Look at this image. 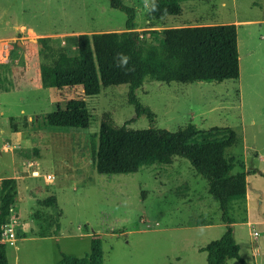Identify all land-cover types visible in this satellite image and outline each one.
<instances>
[{
	"label": "rangeland",
	"instance_id": "obj_1",
	"mask_svg": "<svg viewBox=\"0 0 264 264\" xmlns=\"http://www.w3.org/2000/svg\"><path fill=\"white\" fill-rule=\"evenodd\" d=\"M120 1L135 10L139 32L240 22L237 80H145L136 94L155 113L156 128L175 131L192 122L200 129L236 131L239 140L226 155L244 163L248 202H235L229 211L243 263L226 264H264V177L249 173H264V0H184L179 16L161 20L149 16L153 0ZM126 18L109 0H0V63L9 65L12 82L9 91H0V179L15 178L18 187L10 217L14 242L6 246L9 264H56L62 253L82 257L94 235L102 239L104 264H206L200 248L225 231L206 179L185 158L149 162L129 174L96 172L92 146L104 113L117 126L151 125L145 115L136 117L127 85L85 96L81 86L40 83L39 38L63 44L67 35L120 32ZM74 105L88 109V128L45 125L47 113ZM237 163L231 174L242 171ZM50 196L55 207L40 205ZM35 213L55 217L57 234L53 223L40 226Z\"/></svg>",
	"mask_w": 264,
	"mask_h": 264
},
{
	"label": "trees",
	"instance_id": "obj_2",
	"mask_svg": "<svg viewBox=\"0 0 264 264\" xmlns=\"http://www.w3.org/2000/svg\"><path fill=\"white\" fill-rule=\"evenodd\" d=\"M182 1L153 0L149 16L154 20L179 16ZM109 4L126 14L125 30L67 35L63 44L51 37L37 40L42 87L81 86L85 96H95L101 88L127 85V101L134 106L136 117L145 115L151 125L143 129L128 128L126 124L117 126L110 114L104 113L92 146L96 172L129 174L149 162L170 164L175 156L187 159L196 173L206 179L207 191L217 201L221 220L226 223L220 238L200 248L206 253V264H226L228 259L243 263L229 214L230 207L235 202H244L246 197L244 163L226 155L227 148L239 140L236 131L218 126L200 129L192 122L175 131L156 128L153 126L155 113L142 105L136 94L145 80L167 84L237 80L240 70L236 24L177 26L139 32L134 30L133 8L120 0H109ZM10 72L7 63H0V91L11 89ZM44 122L52 130L86 129L90 114L83 105L58 107L45 115ZM12 127L17 131L15 125ZM236 162L242 171L231 174ZM249 173L264 177L258 170ZM17 196L16 179H0V264H9L7 243L1 240ZM40 205L55 207V196L41 201ZM34 217L40 226L53 223L56 226L53 234H57L59 225L55 217L42 219L38 213ZM56 264H104L102 239L94 235L87 254L76 257L62 253Z\"/></svg>",
	"mask_w": 264,
	"mask_h": 264
},
{
	"label": "built area",
	"instance_id": "obj_3",
	"mask_svg": "<svg viewBox=\"0 0 264 264\" xmlns=\"http://www.w3.org/2000/svg\"><path fill=\"white\" fill-rule=\"evenodd\" d=\"M11 219L12 218H9L10 221L5 225L4 232H3V239L1 240L5 243H8V244L9 243L12 244L14 242V234L12 231L13 221H11ZM257 235H258V233L255 231L254 236H257Z\"/></svg>",
	"mask_w": 264,
	"mask_h": 264
},
{
	"label": "crops",
	"instance_id": "obj_4",
	"mask_svg": "<svg viewBox=\"0 0 264 264\" xmlns=\"http://www.w3.org/2000/svg\"><path fill=\"white\" fill-rule=\"evenodd\" d=\"M231 23H234V24H236V26L240 23V22H238V21H234V22H231ZM238 51H239V44H238ZM239 57H240V55H239ZM260 172H262V171H260ZM245 177H246V175H245ZM244 202H248V199H247V188H246V197H245V201ZM206 226H209L208 225V223L207 224H203L202 225V227H206ZM21 239H24V238H21ZM24 264H30V263H24Z\"/></svg>",
	"mask_w": 264,
	"mask_h": 264
}]
</instances>
